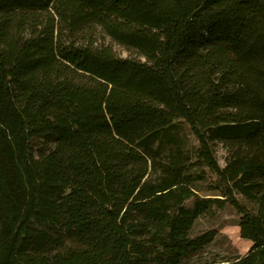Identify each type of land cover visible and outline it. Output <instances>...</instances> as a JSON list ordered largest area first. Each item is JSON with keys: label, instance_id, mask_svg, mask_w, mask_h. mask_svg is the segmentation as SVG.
<instances>
[{"label": "trees", "instance_id": "obj_1", "mask_svg": "<svg viewBox=\"0 0 264 264\" xmlns=\"http://www.w3.org/2000/svg\"><path fill=\"white\" fill-rule=\"evenodd\" d=\"M0 264H264V0H0Z\"/></svg>", "mask_w": 264, "mask_h": 264}, {"label": "rangeland", "instance_id": "obj_2", "mask_svg": "<svg viewBox=\"0 0 264 264\" xmlns=\"http://www.w3.org/2000/svg\"><path fill=\"white\" fill-rule=\"evenodd\" d=\"M116 52L120 56L129 55L128 51L120 45L114 44ZM215 154L221 165H225L228 153L221 143H214ZM210 192H201L207 195ZM238 196L251 207L255 208L254 200L238 193ZM192 204V200L187 202ZM239 215L236 210L226 204L224 207L217 209L213 214L199 217L191 230V236H196L208 230H216L217 235L213 242L206 245L202 250L189 258V261L212 260L231 257L236 254H246L252 246V241L241 237L240 229L237 225Z\"/></svg>", "mask_w": 264, "mask_h": 264}]
</instances>
